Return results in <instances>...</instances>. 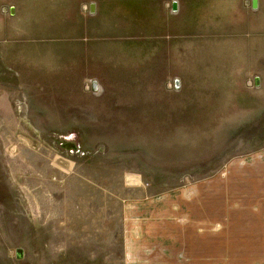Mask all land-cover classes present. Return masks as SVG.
I'll return each instance as SVG.
<instances>
[{
  "label": "rangeland",
  "instance_id": "obj_1",
  "mask_svg": "<svg viewBox=\"0 0 264 264\" xmlns=\"http://www.w3.org/2000/svg\"><path fill=\"white\" fill-rule=\"evenodd\" d=\"M195 192L264 264V0H0V264L150 257Z\"/></svg>",
  "mask_w": 264,
  "mask_h": 264
},
{
  "label": "crops",
  "instance_id": "obj_2",
  "mask_svg": "<svg viewBox=\"0 0 264 264\" xmlns=\"http://www.w3.org/2000/svg\"><path fill=\"white\" fill-rule=\"evenodd\" d=\"M193 197V212H191V215L194 223L190 226H175L170 223L164 225L168 231L171 226H175L172 229V232H176L173 235L175 240L171 239L168 233L165 237L163 235L160 249L156 250L150 257L136 260L127 259L130 264H228L230 258L240 264H246L249 261L248 258L245 259L246 257H243L246 256V253L247 255H257V250L249 253L248 246L246 251L234 252L235 248L232 247V251L229 252L228 246L223 248V244L218 245L219 240L230 242V244L234 243L235 232L249 233L255 230V224H250V220L248 218L244 219L243 216L240 218V223L234 222L237 220L236 218H239V215L230 214V208L228 207L222 209L221 213L215 208L203 207L201 192H195ZM186 205L190 206L189 203H186ZM258 216L261 217L262 214ZM260 222L259 225H262ZM214 224H218V226L216 227ZM257 230L261 234L260 236L254 235L253 238L256 240L255 242H260L262 248L264 247V242L262 241L264 240V225ZM228 235L230 239H228ZM142 236L137 241L140 244H143L145 237H147L146 235ZM240 240L241 238H239ZM247 240L244 239V241ZM244 241L242 240L240 243H244ZM240 249H243V247L241 246ZM251 262V264L256 263L255 261Z\"/></svg>",
  "mask_w": 264,
  "mask_h": 264
},
{
  "label": "water",
  "instance_id": "obj_3",
  "mask_svg": "<svg viewBox=\"0 0 264 264\" xmlns=\"http://www.w3.org/2000/svg\"><path fill=\"white\" fill-rule=\"evenodd\" d=\"M16 254H17L18 257H21V255H22V249L21 248H17L16 249Z\"/></svg>",
  "mask_w": 264,
  "mask_h": 264
}]
</instances>
